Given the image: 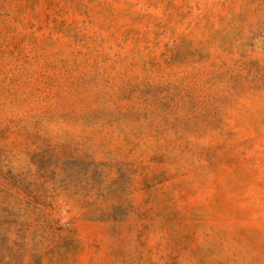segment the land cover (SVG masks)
<instances>
[{"label": "rangeland", "instance_id": "374dc122", "mask_svg": "<svg viewBox=\"0 0 264 264\" xmlns=\"http://www.w3.org/2000/svg\"><path fill=\"white\" fill-rule=\"evenodd\" d=\"M0 264H264V0H0Z\"/></svg>", "mask_w": 264, "mask_h": 264}]
</instances>
